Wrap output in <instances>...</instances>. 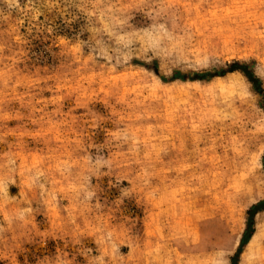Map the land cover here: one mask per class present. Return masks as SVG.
Masks as SVG:
<instances>
[{
	"label": "rangeland",
	"instance_id": "374dc122",
	"mask_svg": "<svg viewBox=\"0 0 264 264\" xmlns=\"http://www.w3.org/2000/svg\"><path fill=\"white\" fill-rule=\"evenodd\" d=\"M261 202L264 0H0V264H264Z\"/></svg>",
	"mask_w": 264,
	"mask_h": 264
},
{
	"label": "trees",
	"instance_id": "16d2710c",
	"mask_svg": "<svg viewBox=\"0 0 264 264\" xmlns=\"http://www.w3.org/2000/svg\"><path fill=\"white\" fill-rule=\"evenodd\" d=\"M233 67V66H231ZM261 208H264V202L262 203H257L255 205H253L248 211H247V218H246V228H245V233L241 239L240 245H239V249L242 247V245L245 243V241L250 237V235L253 232V228H252V215L255 214V212H257V210H260Z\"/></svg>",
	"mask_w": 264,
	"mask_h": 264
}]
</instances>
